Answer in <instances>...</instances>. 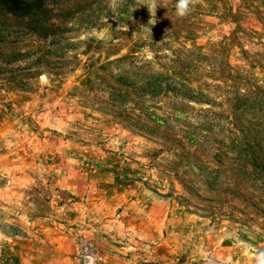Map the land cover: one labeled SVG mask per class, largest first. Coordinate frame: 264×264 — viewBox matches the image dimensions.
I'll list each match as a JSON object with an SVG mask.
<instances>
[{"label": "rangeland", "instance_id": "obj_1", "mask_svg": "<svg viewBox=\"0 0 264 264\" xmlns=\"http://www.w3.org/2000/svg\"><path fill=\"white\" fill-rule=\"evenodd\" d=\"M148 2L0 0V264L264 252V0Z\"/></svg>", "mask_w": 264, "mask_h": 264}, {"label": "clouds", "instance_id": "obj_2", "mask_svg": "<svg viewBox=\"0 0 264 264\" xmlns=\"http://www.w3.org/2000/svg\"><path fill=\"white\" fill-rule=\"evenodd\" d=\"M195 0H175V11L177 17L183 18L190 14L192 10V5ZM157 7H161L160 0H149L148 8L152 16H155ZM151 22L154 24L155 19H151ZM257 264H264V252L258 253L256 256Z\"/></svg>", "mask_w": 264, "mask_h": 264}]
</instances>
